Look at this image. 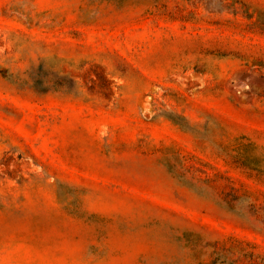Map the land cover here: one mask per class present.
<instances>
[{"label": "rangeland", "instance_id": "rangeland-1", "mask_svg": "<svg viewBox=\"0 0 264 264\" xmlns=\"http://www.w3.org/2000/svg\"><path fill=\"white\" fill-rule=\"evenodd\" d=\"M0 264H264V0H0Z\"/></svg>", "mask_w": 264, "mask_h": 264}]
</instances>
